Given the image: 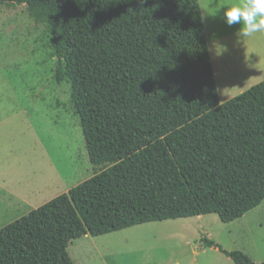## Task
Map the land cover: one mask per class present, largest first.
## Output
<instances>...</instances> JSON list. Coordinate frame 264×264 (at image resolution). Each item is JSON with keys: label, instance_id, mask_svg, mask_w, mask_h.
I'll use <instances>...</instances> for the list:
<instances>
[{"label": "trees", "instance_id": "16d2710c", "mask_svg": "<svg viewBox=\"0 0 264 264\" xmlns=\"http://www.w3.org/2000/svg\"><path fill=\"white\" fill-rule=\"evenodd\" d=\"M0 5L44 26L93 171L1 227L0 264H73L81 236L210 214L230 223L262 203L264 80L219 103L199 0Z\"/></svg>", "mask_w": 264, "mask_h": 264}, {"label": "rangeland", "instance_id": "374dc122", "mask_svg": "<svg viewBox=\"0 0 264 264\" xmlns=\"http://www.w3.org/2000/svg\"><path fill=\"white\" fill-rule=\"evenodd\" d=\"M238 2L199 0L220 104L264 80V32L242 37L225 22ZM48 39L24 5H0V228L93 174ZM204 238L264 262V201L230 223L210 214L81 236L67 254L73 264H234Z\"/></svg>", "mask_w": 264, "mask_h": 264}, {"label": "clouds", "instance_id": "9594fccd", "mask_svg": "<svg viewBox=\"0 0 264 264\" xmlns=\"http://www.w3.org/2000/svg\"><path fill=\"white\" fill-rule=\"evenodd\" d=\"M224 19L227 25L239 24V35L250 36L264 32V0H239L225 7Z\"/></svg>", "mask_w": 264, "mask_h": 264}, {"label": "crops", "instance_id": "0c3cea01", "mask_svg": "<svg viewBox=\"0 0 264 264\" xmlns=\"http://www.w3.org/2000/svg\"><path fill=\"white\" fill-rule=\"evenodd\" d=\"M207 45H208V43H207ZM208 51H209V48H208ZM209 56H210V54H209ZM210 61H211V58H210ZM211 65H212V64H211ZM212 69H213V68H212ZM213 74H214V73H213ZM6 200H7V202H8V201H9V202L12 201L11 199H7V198H6ZM0 201H1V200H0ZM263 201H264V200H263ZM263 201H262V202H263ZM260 205H261V204H260ZM260 205H259V206H260ZM9 206H10V205H9ZM259 206H258V207H259ZM9 208H11V206H10ZM256 208H257V207H256ZM256 208H255V209H256ZM250 212H251V211H250ZM244 216H245V215H244ZM261 263H262V262H261Z\"/></svg>", "mask_w": 264, "mask_h": 264}]
</instances>
